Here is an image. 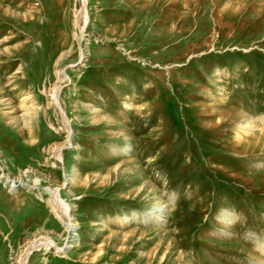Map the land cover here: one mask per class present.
I'll return each instance as SVG.
<instances>
[{"label": "rangeland", "instance_id": "374dc122", "mask_svg": "<svg viewBox=\"0 0 264 264\" xmlns=\"http://www.w3.org/2000/svg\"><path fill=\"white\" fill-rule=\"evenodd\" d=\"M262 118L264 0H0V264H264Z\"/></svg>", "mask_w": 264, "mask_h": 264}, {"label": "bare ground", "instance_id": "6f19581e", "mask_svg": "<svg viewBox=\"0 0 264 264\" xmlns=\"http://www.w3.org/2000/svg\"><path fill=\"white\" fill-rule=\"evenodd\" d=\"M85 17V16H84ZM86 19V17H85ZM60 79L64 78L63 72L60 73ZM57 88L53 90L52 92V99H53V105L55 106V108L59 111V113L61 114V116L63 117V111L61 110L59 101L57 99ZM213 108V107H212ZM228 109V108H227ZM233 111V110H232ZM227 112V111H225ZM234 112V111H233ZM239 111L234 112L236 114V116H239L240 114L238 113ZM228 113V112H227ZM213 115V114H212ZM219 115V114H218ZM232 115V114H231ZM224 115H219V122L222 121ZM230 116V115H229ZM242 116V115H241ZM244 116V115H243ZM242 116V117H243ZM211 117V116H210ZM239 118V117H238ZM245 118V117H244ZM246 119V118H245ZM257 121V120H256ZM264 122V118L259 119V122ZM251 123V124H250ZM255 120H249L248 123H246V121H243L239 124L238 128H237V137H242V136H246L247 133L253 132L251 131V125H254ZM258 123V122H257ZM248 124V126L246 125ZM263 124V123H262ZM255 126V125H254ZM69 130V129H68ZM67 130V132H69ZM243 133L245 135H243ZM71 135V134H70ZM264 136V135H263ZM60 147V146H59ZM59 147L56 149V157L59 158ZM75 180V179H74ZM72 181L73 183L75 181ZM11 186V185H10ZM12 187V186H11ZM31 187H39L37 180L34 181L33 185ZM14 188H10V190L13 191ZM44 193L48 196V205L51 207V211L56 215V218L62 223V225L65 227L66 232H70L74 225L71 223V221L69 220L70 215H69V211H70V206H68L66 203H64V201L62 200V198L59 196L58 192L56 189H51V188H44L43 189ZM55 244V242H53L50 238L48 237H41L38 238L36 240H34L33 242L28 243V245L24 248L22 255L19 259V264H27L26 263V258L28 256V254L32 251L35 250H51L54 249L53 245ZM55 249L54 251L56 253H60V248L57 249V245L54 246Z\"/></svg>", "mask_w": 264, "mask_h": 264}]
</instances>
